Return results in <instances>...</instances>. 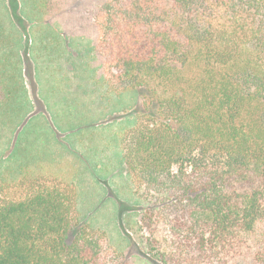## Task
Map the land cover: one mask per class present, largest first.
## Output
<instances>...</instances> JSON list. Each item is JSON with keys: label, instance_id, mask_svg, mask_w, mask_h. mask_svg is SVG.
Instances as JSON below:
<instances>
[{"label": "trees", "instance_id": "1", "mask_svg": "<svg viewBox=\"0 0 264 264\" xmlns=\"http://www.w3.org/2000/svg\"><path fill=\"white\" fill-rule=\"evenodd\" d=\"M39 1L87 37L80 80L121 101L115 144L154 260L264 264V0ZM22 104H3L10 123ZM27 125L0 155V264H134L81 225L75 181L36 160Z\"/></svg>", "mask_w": 264, "mask_h": 264}, {"label": "rangeland", "instance_id": "2", "mask_svg": "<svg viewBox=\"0 0 264 264\" xmlns=\"http://www.w3.org/2000/svg\"><path fill=\"white\" fill-rule=\"evenodd\" d=\"M67 21L47 12L39 0H0V154H8L18 127L3 116V104L18 96L21 101L36 100L37 110L43 108L41 102L45 113L31 124L43 135L39 156L48 164L52 161L49 157L55 159L64 175L75 181L81 225L104 234L110 246L127 251L134 264H159L144 242L142 203L106 129L107 124L117 127L120 123L121 101H117V109L114 105L117 113L111 106L114 115H102L106 103L102 96L94 93L91 85L80 87L73 83L74 78L70 81L77 62H83L81 54L88 40L79 38L77 24ZM82 96L87 105L81 103ZM137 101L133 96L124 98L134 109ZM92 116L103 118L99 128L72 135L64 132L60 136L64 145L45 137L47 118H52L55 127L65 129Z\"/></svg>", "mask_w": 264, "mask_h": 264}, {"label": "crops", "instance_id": "3", "mask_svg": "<svg viewBox=\"0 0 264 264\" xmlns=\"http://www.w3.org/2000/svg\"><path fill=\"white\" fill-rule=\"evenodd\" d=\"M83 61V60H82ZM82 62H77V67L76 68H78L79 67V65L81 64ZM75 68V72H74V76H71L69 79H70V81H72V79L74 78V80H73V83H77L80 87H84L85 85H91V83L89 82V81H86V80H84V79H82V80H84V81H82V80H80V76H79V70H77ZM76 79V80H75ZM92 86V85H91ZM93 87V91H94V93H99L100 94V96H102L101 97V99L102 100H104L106 103H105V109H104V111H103V114L102 115H106V116H112V115H114V114H111L112 112V108H111V106L113 107V112H116L117 113V110H114V105H116L115 106V108L117 107V100L116 101H114V102H111V103H109L108 101H106V99L104 98V96H103V93L101 92V91H99L97 88H95L94 86H92ZM84 92H85V90H84ZM86 94V93H85ZM86 96V95H85ZM99 96V95H98ZM83 98H82V100L81 101H84V102H81L83 105H87V103H86V101L84 100V96H82ZM35 99V98H34ZM24 99H22V102H23V110L21 111V113H20V115H18V117L17 118H20L19 120H21V121H25V123L24 124H15L16 126H18L17 127V130H16V132H15V135H14V138H15V136H16V134H17V132H18V130L19 129H23L22 128V125H23V127L25 126V124H28L27 126H29V125H31L32 124V119H35L37 116H39V114H41V113H45L43 110L45 109L44 107H46L45 105H42L41 104V102H39V105L41 106V107H43L42 109H37L36 110V107H37V105L38 104H36L37 102H36V100H33V99H25L24 101H23ZM30 102H32L33 104H34V107L32 108V109H28L29 107H27L28 105L27 104H30ZM25 105H26V107H25ZM70 109V108H69ZM117 109V108H116ZM36 110V111H35ZM35 111V112H34ZM66 112V111H65ZM71 112V111H70ZM73 112H75V111H73ZM115 113V114H116ZM4 116V115H3ZM4 117H6L7 119H9V121L11 120L8 116H4ZM48 119V122H49V124H48V129H47V132H46V135H45V137L46 138H51V139H53L54 140V142H57L58 144H60V145H64L63 143H62V141H61V139H60V136H61V134L62 133H64V132H68V133H70L69 135H72V134H76L77 132H79L80 130H87V129H89V128H93V129H95V128H99V124H98V122H100L103 118L102 117H98V116H92V117H89V118H86V119H82V120H79V122L77 123V124H75L74 126H73V124H71L72 126H70V127H67V128H63V127H61V126H59V127H57L58 129H57V131L59 132V133H56L55 131H54V124H53V120H52V118L51 119H49V118H47ZM53 119H55V118H53ZM85 121H88V122H85ZM14 124V123H13ZM108 126H106V129L109 131V135H110V137H109V139H110V141H111V144H114V145H112L113 146V148L115 147L116 149H118V147L116 146V144H115V136H116V134H117V129H118V126L116 127L115 125V123H113V124H107ZM54 126V127H53ZM72 127H74V128H72ZM116 127V128H115ZM56 128V127H55ZM62 131V132H61ZM31 132L33 133V135L34 136H37L38 137V140L35 142V149H34V151H33V155H36V157L35 158H37L36 160L38 161H42V159L43 158H40V156H39V152L40 151H38V147H39V145L41 144V140H40V138H43V135L41 134V135H39L38 133H36L32 128H31V126H30V134H31ZM13 141H14V139H13ZM12 144H13V142H12ZM12 144H11V146H12ZM11 146H10V148H11ZM9 148V149H10ZM68 148V147H67ZM114 148V149H115ZM9 149H8V152H9ZM118 151H120V149H118ZM1 155V154H0ZM2 155H4V156H6L7 155V153L6 154H2ZM39 156V157H38ZM123 158V157H122ZM49 159H51L52 161L50 162V163H52V162H54L55 161V159H52V158H50L49 157ZM56 162V161H55Z\"/></svg>", "mask_w": 264, "mask_h": 264}]
</instances>
